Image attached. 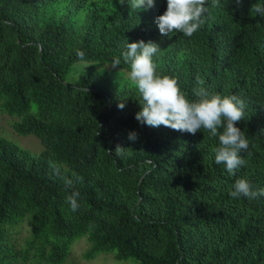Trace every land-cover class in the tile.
<instances>
[{
    "label": "trees",
    "instance_id": "trees-1",
    "mask_svg": "<svg viewBox=\"0 0 264 264\" xmlns=\"http://www.w3.org/2000/svg\"><path fill=\"white\" fill-rule=\"evenodd\" d=\"M255 4L264 0H209L205 24L186 37L159 33L154 20L166 0L141 10L127 0H0V112L15 119L17 135L43 146L32 154L0 139V264H65L81 240L88 261L264 264V197L229 195L237 177L264 188V17ZM140 40L159 44L157 71L190 99L197 88L243 99L236 127L249 148L236 176L214 162L218 138L203 129L138 123L131 83L102 89L91 72L65 82L75 63L111 65L126 41ZM117 68L129 72L122 58ZM73 190L75 213L65 202ZM26 223L30 238L18 248Z\"/></svg>",
    "mask_w": 264,
    "mask_h": 264
},
{
    "label": "clouds",
    "instance_id": "clouds-1",
    "mask_svg": "<svg viewBox=\"0 0 264 264\" xmlns=\"http://www.w3.org/2000/svg\"><path fill=\"white\" fill-rule=\"evenodd\" d=\"M121 4L125 0H119ZM131 9L141 10L154 7L155 0H127ZM209 0H166V10L155 17V24L162 36H170L174 32L191 37L205 24L206 5ZM212 6L220 5V0H211ZM239 4L240 0H236ZM252 10L264 17V4L253 5ZM125 50L121 57L113 58L112 68L121 64L129 66L128 79L137 90V100L140 110L135 113V120L148 127H167L181 133L195 135L202 129L210 137L218 138L217 145L212 149L214 162L223 164L229 176H236V170L246 165L241 153H246L249 141L245 132L236 127L244 119L245 103L236 95L210 94L203 88L193 89L194 98L181 90L178 81L171 76L157 71L154 57L160 51L158 43L143 40L124 44ZM76 56L83 61L85 53L75 50ZM123 103L117 105L124 108ZM135 142L137 134L130 132L127 137ZM125 148L117 145L114 153L123 154ZM59 174L58 169H54ZM77 179H79L77 177ZM64 183L71 188L73 180L66 179ZM233 198L245 197L256 199L264 197V188L254 190L250 182L243 177H237L229 188ZM80 193L73 190L66 196L65 202L75 213L80 205Z\"/></svg>",
    "mask_w": 264,
    "mask_h": 264
},
{
    "label": "rangeland",
    "instance_id": "rangeland-1",
    "mask_svg": "<svg viewBox=\"0 0 264 264\" xmlns=\"http://www.w3.org/2000/svg\"><path fill=\"white\" fill-rule=\"evenodd\" d=\"M91 72L97 76V80L100 88L113 89L120 87L125 82H129L128 71L112 68L106 63H89V62H77L74 64L70 73H68L64 80L67 84H75L78 82L85 73ZM34 109V105L32 106ZM15 119L0 112V139L10 141L19 147L31 152L32 154H38L43 150V146L40 141L32 136H20L17 135L13 129L12 124ZM31 227L29 223H26L22 231L16 236L15 244L18 248H23L26 241L30 238ZM89 244L86 240H81L76 243L71 252V256L65 264H136L133 260L115 262L112 255H102L94 260L88 261L85 259V254L89 251ZM29 264H36L30 262Z\"/></svg>",
    "mask_w": 264,
    "mask_h": 264
}]
</instances>
